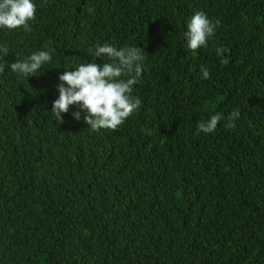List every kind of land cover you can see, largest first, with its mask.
<instances>
[{"label":"trees","instance_id":"obj_1","mask_svg":"<svg viewBox=\"0 0 264 264\" xmlns=\"http://www.w3.org/2000/svg\"><path fill=\"white\" fill-rule=\"evenodd\" d=\"M32 2L30 30L0 27V62L52 55L0 73V264H264V0ZM197 11L220 24L192 51ZM105 43L144 48L140 107L116 130L77 105L60 123L58 77Z\"/></svg>","mask_w":264,"mask_h":264},{"label":"clouds","instance_id":"obj_2","mask_svg":"<svg viewBox=\"0 0 264 264\" xmlns=\"http://www.w3.org/2000/svg\"><path fill=\"white\" fill-rule=\"evenodd\" d=\"M36 10L32 0H0V27L8 30L23 27L30 30L29 21L35 19ZM219 24V20L213 23L205 13L197 11L188 21L187 31L184 33L188 49L195 51L206 47ZM215 51L219 56L230 50L221 45ZM0 52L4 54V58L9 54V49L6 46L0 47ZM91 56V62L80 64L74 71L65 70L58 77L59 95L53 101L50 113L63 123L62 114L68 113L70 106L77 105L80 111L87 113L83 119L91 130H116L142 103L132 95V91L133 86L140 82L144 70L147 59L145 50L138 46L117 48L105 43L95 46ZM97 58L104 62L96 63ZM51 59V50L34 52L27 59L18 58L10 64H6L3 59L0 62V73L8 67L20 75L33 76ZM221 62L227 65L229 59L225 57ZM201 73L202 79L210 78L209 70L202 68ZM80 111L73 112L74 119H80ZM239 114L240 110L235 109L228 118L234 121ZM221 118V114L217 113L206 121L197 122V134L213 132Z\"/></svg>","mask_w":264,"mask_h":264}]
</instances>
